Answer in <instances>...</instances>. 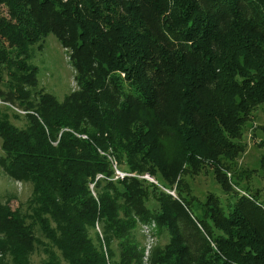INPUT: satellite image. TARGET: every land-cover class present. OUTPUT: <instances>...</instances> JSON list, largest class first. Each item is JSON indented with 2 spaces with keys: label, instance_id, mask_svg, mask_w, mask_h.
I'll use <instances>...</instances> for the list:
<instances>
[{
  "label": "trees",
  "instance_id": "trees-1",
  "mask_svg": "<svg viewBox=\"0 0 264 264\" xmlns=\"http://www.w3.org/2000/svg\"><path fill=\"white\" fill-rule=\"evenodd\" d=\"M48 35L69 51L79 84L59 102L27 89L29 47ZM0 66L5 102L29 112L24 129L0 120V168L31 187L25 207L0 202V264H31L34 252L46 264H143L137 220L169 236L149 264H264L254 199L225 213L177 181L205 164L230 191L220 168L264 104V0H0ZM108 157L177 181V199L135 178L108 180Z\"/></svg>",
  "mask_w": 264,
  "mask_h": 264
},
{
  "label": "rangeland",
  "instance_id": "rangeland-1",
  "mask_svg": "<svg viewBox=\"0 0 264 264\" xmlns=\"http://www.w3.org/2000/svg\"><path fill=\"white\" fill-rule=\"evenodd\" d=\"M28 53L30 58L27 65L33 71L36 84L28 90L37 94H46L55 98L58 102L79 89L77 74L72 67L69 51L63 49L57 39L48 35L40 44L29 47ZM0 66V120L6 117L9 123L18 129H24L27 124L26 115L29 112L19 108L17 104L5 102L4 93L7 92V85L10 79L7 76L8 71H3ZM13 71V69H10ZM77 135V134H74ZM85 137V135H79ZM264 104L257 105L256 108L249 113L240 125V133L232 142L238 143L241 151L232 162H227L225 170L226 179L229 181L230 191L227 193L219 184L216 183L213 175V168L209 165L201 164L190 173L184 174L178 180L185 183L183 192H188L190 197L204 203L208 196L212 195L216 198L225 213H228L238 197H246L254 199L261 207L264 213ZM103 154V153H101ZM2 156L1 140H0V158ZM111 170L112 177L108 180L117 181V173L133 174L137 180L143 183V186L154 187L156 190L169 196L171 199H177V181L174 185L166 184L160 175H150L148 173H128L123 166L117 165L113 158H107ZM211 163V162H210ZM223 173V171H221ZM105 178V176L101 175ZM107 179V178H106ZM91 194H96L93 185H90ZM31 193L29 184L15 182L9 179L0 168V202H8L12 209L17 207H25ZM184 195V194H183ZM180 197V196H179ZM182 197V196H181ZM147 207L153 211L157 208V203L149 200ZM201 230L199 225H196ZM99 234L98 229H95ZM215 234L218 232L214 231ZM93 235V234H92ZM91 235V236H92ZM136 241L143 244L145 256L143 264H149L148 258L153 248L163 246L169 242V236L165 231L161 234L157 232L156 222L137 220L136 229L133 232ZM94 237V236H93ZM211 248L215 249L214 243L209 241ZM47 258L41 252H34L31 256V264H46ZM61 264H65L61 261Z\"/></svg>",
  "mask_w": 264,
  "mask_h": 264
},
{
  "label": "built area",
  "instance_id": "built-area-1",
  "mask_svg": "<svg viewBox=\"0 0 264 264\" xmlns=\"http://www.w3.org/2000/svg\"><path fill=\"white\" fill-rule=\"evenodd\" d=\"M80 138H85V137L82 136ZM125 177H134V175L133 174H127V173H117V175H116V179H119L118 181L123 180Z\"/></svg>",
  "mask_w": 264,
  "mask_h": 264
}]
</instances>
